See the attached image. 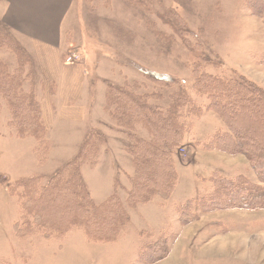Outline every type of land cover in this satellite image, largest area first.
<instances>
[{"label":"rangeland","instance_id":"rangeland-1","mask_svg":"<svg viewBox=\"0 0 264 264\" xmlns=\"http://www.w3.org/2000/svg\"><path fill=\"white\" fill-rule=\"evenodd\" d=\"M161 2V5L155 2L153 10L146 12L133 6L130 0H77L78 32L83 44L79 56L89 68L88 104L92 105V118L87 124L91 131L85 140L93 131L105 137L97 163L86 162L82 167L83 179L97 204L107 200L116 187L127 207L129 178L135 172L128 154L133 139L115 129L105 109L109 86L139 82L143 85L142 93L160 90L163 98L153 99L151 104L165 109L177 87H158L146 78L145 73L150 71L181 79L194 95L190 61L195 53L160 15L171 9L181 14L196 33L187 38L189 42L202 44L205 53L219 63L218 67H208L207 72L231 79H239L242 75L264 89V18L249 14L243 0ZM166 17L175 22L170 16ZM159 33L174 37L175 42L171 46L167 44L169 49L163 46V35ZM2 35L7 36L0 25ZM0 59L11 70L17 68L12 48L0 46ZM65 61L68 62L67 58ZM34 76L36 93L43 102L49 124L50 112H56L57 94L53 109L49 97H45V83L35 71ZM25 87L30 90V83L26 82ZM198 102L205 106L208 99L198 97ZM9 120V110L3 104L0 117V264H141L137 258L141 246L149 239L147 234L157 238L167 229L174 230L177 239L170 255L158 264H264V210H217L203 214L190 225L179 223L177 207L204 195L211 188L210 178L214 174L226 178L242 175L255 184L260 183L245 156L204 148L203 144L211 136L228 130L217 113L205 112L186 134L175 156L179 179L171 197L166 202L155 198L128 208L131 219L124 234L116 242L106 244L89 242L80 230H73L64 240L47 241L39 235H16L14 226L21 220V209L12 190L15 181L40 176L46 182L77 157L83 143L81 145L79 134H72L76 132L71 128L64 129L60 135L52 134L55 141L49 140L52 144L49 157L41 164V155L35 152L37 142L33 138H17L7 126ZM137 135L144 140L151 139L142 127Z\"/></svg>","mask_w":264,"mask_h":264},{"label":"trees","instance_id":"trees-1","mask_svg":"<svg viewBox=\"0 0 264 264\" xmlns=\"http://www.w3.org/2000/svg\"><path fill=\"white\" fill-rule=\"evenodd\" d=\"M130 2L146 12L153 10L155 2L162 4L161 0ZM243 3L249 14L264 18V0H243ZM166 16L175 19V22ZM160 17L195 53L190 61L195 96L181 79L150 71L145 76L158 87H177V91L170 96V105L165 109L151 104L153 99L163 98L160 90L142 93L143 85L139 82L109 86L105 109L115 129L133 139L128 154L132 157L135 172L129 178L127 207L116 187L107 200L97 204L83 179V165L86 162L97 163V156L105 142L103 134L93 131L83 142L77 157L46 182L40 176L15 181L12 190L21 209V220L14 226L16 235H39L47 241L64 240L73 230H80L89 242H116L130 224L128 208L155 198L166 202L171 197L179 179L176 153L195 121L208 111L217 113L228 130L215 133L203 144L204 148L232 156H245L260 183L255 184L242 175L226 178L214 174L210 178L211 188L204 195L177 207L180 225H190L203 214L217 210H264V89L242 75L239 79H231L207 72L208 67H218L219 63L205 53L202 44L189 42L187 38L196 33L181 14L171 9ZM161 37L166 49L175 42L174 37ZM4 45L14 50L17 68L11 70L0 59V117L5 104L10 113L8 128L19 139L33 138L37 142L35 152L41 155L40 162L44 164L52 144L47 137L49 124L43 102L36 93L31 59L11 35L0 36V46ZM26 82L30 83V90L26 89ZM43 88L54 109L56 83L51 82L46 87L43 84ZM198 97H206L208 104L202 105ZM139 127L148 131L150 140L137 135ZM147 235L149 239L141 246L137 260L141 264H158L170 255L177 234L167 229L157 238L150 233Z\"/></svg>","mask_w":264,"mask_h":264},{"label":"crops","instance_id":"crops-1","mask_svg":"<svg viewBox=\"0 0 264 264\" xmlns=\"http://www.w3.org/2000/svg\"><path fill=\"white\" fill-rule=\"evenodd\" d=\"M76 10L77 0H0V25L6 34L29 56L36 76L45 84L57 85L56 112L49 114L48 139L55 141L52 134L71 128L76 132L73 135H80L82 145L91 131L87 127L92 118L89 68L83 59L65 61L83 51Z\"/></svg>","mask_w":264,"mask_h":264},{"label":"built area","instance_id":"built-area-1","mask_svg":"<svg viewBox=\"0 0 264 264\" xmlns=\"http://www.w3.org/2000/svg\"><path fill=\"white\" fill-rule=\"evenodd\" d=\"M68 62H75V61H80V56L79 55H71L67 58Z\"/></svg>","mask_w":264,"mask_h":264}]
</instances>
